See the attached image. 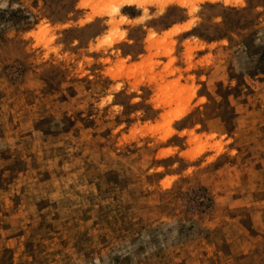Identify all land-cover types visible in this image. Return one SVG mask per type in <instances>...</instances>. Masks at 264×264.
<instances>
[{"label":"rangeland","instance_id":"obj_1","mask_svg":"<svg viewBox=\"0 0 264 264\" xmlns=\"http://www.w3.org/2000/svg\"><path fill=\"white\" fill-rule=\"evenodd\" d=\"M0 264H264V0H0Z\"/></svg>","mask_w":264,"mask_h":264}]
</instances>
